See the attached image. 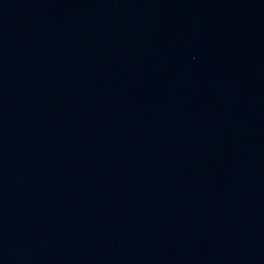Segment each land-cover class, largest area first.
I'll return each instance as SVG.
<instances>
[{
	"label": "water",
	"instance_id": "obj_1",
	"mask_svg": "<svg viewBox=\"0 0 264 264\" xmlns=\"http://www.w3.org/2000/svg\"><path fill=\"white\" fill-rule=\"evenodd\" d=\"M0 264H264V0H0Z\"/></svg>",
	"mask_w": 264,
	"mask_h": 264
}]
</instances>
